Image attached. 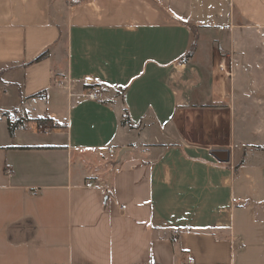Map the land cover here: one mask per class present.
I'll list each match as a JSON object with an SVG mask.
<instances>
[{
  "label": "crops",
  "instance_id": "0c3cea01",
  "mask_svg": "<svg viewBox=\"0 0 264 264\" xmlns=\"http://www.w3.org/2000/svg\"><path fill=\"white\" fill-rule=\"evenodd\" d=\"M152 1L0 0V264H264V0Z\"/></svg>",
  "mask_w": 264,
  "mask_h": 264
},
{
  "label": "rangeland",
  "instance_id": "374dc122",
  "mask_svg": "<svg viewBox=\"0 0 264 264\" xmlns=\"http://www.w3.org/2000/svg\"><path fill=\"white\" fill-rule=\"evenodd\" d=\"M149 2H151L152 4V6L154 5V3H153V1L152 0H149ZM215 2H220V0L218 1H216L215 0ZM221 3V2H220ZM218 5H219V3H218ZM218 5L217 4H215V6H216V8L218 7ZM223 10V9H222ZM216 11H211V12H209L208 14H216L215 13ZM214 18V17H213ZM198 28H195L194 30H193V45H196V47H197V39H198V36L200 35V37H202V42L200 43V48H201V50H202V48H203V51L205 52V55H206V59H208V57H209V61H210V59H211V55H209V53H211V50H209V47L210 48H215V49H213V50H215L214 52L216 53V52H218L219 53V61H226L227 62V64L228 65H230V67H231V69H232V63H233V54H232V52H234L235 51V49H236V46H235V44H229V46H224V45H220L219 43V45H216V47H215V45H211V44H208V40H209V38H208V36H207V34L205 35V34H203L202 32H200V34H198V30H197ZM221 29V28H220ZM218 34H219V32H217V34H214V35H212L213 37H214V39H216V38H218ZM234 34H235V32H230L229 33V35L228 36H230L231 38H232V36H234ZM262 34H264V33H262ZM220 36V35H219ZM221 37V36H220ZM206 45H208L209 47H208V49L206 48ZM200 58H203V56H202V54H200V51H199V55H198ZM216 55H214V57H215ZM198 59V57L196 56L195 57V62H197V61H203V59H201L200 60V58H199V60H197ZM234 59H235V57H234ZM208 62V61H207ZM207 62H206V65H207ZM203 67H205V69H206V65L205 64H201ZM220 71V70H219ZM221 72V71H220ZM224 73L223 72H221L220 73V75H222L224 78H225V80H226V82H227V86H229L230 88H232V86H233V82H232V77H226L225 75H223ZM247 75H245L244 77H246ZM206 77V76H205ZM247 78V77H246ZM257 79H261V76H259V77H257ZM207 81V79L205 78V84H203V86H202V89L201 90H199V89H195V91L194 92H192V95H193V101L194 102H198V101H200V99H201V97L198 95V90H199V93L200 92H202V90L203 91H205L206 90V88H207V86H208V83L206 82ZM250 84H248L247 85V87L249 86ZM239 86V85H238ZM3 88L5 89V85H3ZM99 88H101V87H94V90L95 91H97ZM193 89V90H194ZM115 93H116V96L118 97V90H116L115 91ZM250 93H252V94H254L255 92H244L242 95H241V97L244 99V98H246V99H248L249 100V98H250V96H249V94ZM261 95V96H264V92H259L258 93V95ZM256 96H257V94H255ZM119 100V99H118ZM10 102L8 101V98L7 97H4V92H1V94H0V110L1 109H4V108H7L6 106H10ZM1 112V111H0ZM8 112H10V111H6V112H2V114H4V113H6V114H8ZM256 113H260L259 112V108L258 107H253V106H244V107H237V115H236V121H237V127H236V132H237V135H239L238 137L239 138H241V134H243V135H245V137L242 139V141L243 142H245V143H247V144H254V145H264V122H260V121H258V115L256 114ZM242 114H244V117H246V119L248 120V123H244L246 126H240V124L238 123V120H240L241 119V115ZM250 116H252V119H253V121H252V123L254 122V123H257L256 121H258V123H257V125L259 126V125H261V126H259V132H256V134L254 133V131H253V129L255 128V126L254 125H251V122L249 121L250 120ZM257 116V117H256ZM203 118V117H202ZM201 117H199L197 114H195V115H192L191 117H188V122H189V125L191 126V130H196L197 131V129H196V127L194 128V126L196 125V122H199L201 119H202ZM209 120V119H208ZM187 127H188V125H186ZM227 126H228V124L226 123V128H227ZM175 124L174 125H169V126H167V128L166 129H164V130H162V132H161V135H162V137L164 138L163 139V141H171L173 138L175 139V137H178L174 132L176 131L175 130ZM192 128H194V129H192ZM263 130V131H262ZM220 133H221V136L223 135V137H225V133L227 132V131H225V129H220ZM243 131V132H242ZM241 132V134H239ZM216 133H217V131H216ZM190 139H194V138H190ZM196 140V139H195ZM196 141H203L201 138H199V139H197ZM259 158H262V157H260L259 156ZM262 161L264 162V157H263V159H262Z\"/></svg>",
  "mask_w": 264,
  "mask_h": 264
},
{
  "label": "trees",
  "instance_id": "16d2710c",
  "mask_svg": "<svg viewBox=\"0 0 264 264\" xmlns=\"http://www.w3.org/2000/svg\"><path fill=\"white\" fill-rule=\"evenodd\" d=\"M88 0H78V3H83V2H86ZM190 29H191V34H192V41H191V47L190 49L188 50L187 53H185L181 60H187L189 57L192 56L193 52L195 51V48H196V45H193V30L195 29L194 26H190ZM48 55V51L47 50H44L42 51L40 54H38L32 61H40L44 58H46ZM21 122L20 121H15V122H11L10 120H7V125H8V130H9V133L10 134H13V131L15 130V128L20 124ZM121 123L122 124H125V123H130V120L128 118V115L126 114V116L121 120ZM257 148L259 149H264L263 147L261 146H256Z\"/></svg>",
  "mask_w": 264,
  "mask_h": 264
},
{
  "label": "built area",
  "instance_id": "2783aa9c",
  "mask_svg": "<svg viewBox=\"0 0 264 264\" xmlns=\"http://www.w3.org/2000/svg\"><path fill=\"white\" fill-rule=\"evenodd\" d=\"M219 70L223 73H225L226 75H229V71H228V68H227V65H225L224 62H222L221 64H219ZM88 97L94 99L96 98V94L95 93H89L88 94ZM107 155L110 159H113L116 155V149L112 146V145H109L107 146ZM94 183L93 182H87L86 183V186L90 187V186H93Z\"/></svg>",
  "mask_w": 264,
  "mask_h": 264
},
{
  "label": "water",
  "instance_id": "95a60500",
  "mask_svg": "<svg viewBox=\"0 0 264 264\" xmlns=\"http://www.w3.org/2000/svg\"><path fill=\"white\" fill-rule=\"evenodd\" d=\"M211 154L218 159L219 161H228L229 160V150L225 149H214L211 151Z\"/></svg>",
  "mask_w": 264,
  "mask_h": 264
}]
</instances>
